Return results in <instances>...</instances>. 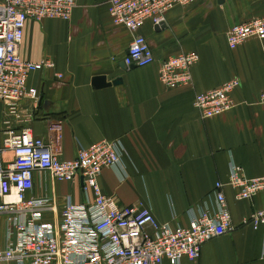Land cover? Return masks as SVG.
<instances>
[{"label": "crops", "instance_id": "0c3cea01", "mask_svg": "<svg viewBox=\"0 0 264 264\" xmlns=\"http://www.w3.org/2000/svg\"><path fill=\"white\" fill-rule=\"evenodd\" d=\"M107 2L75 0L68 21L25 22L19 57L30 63L49 60L53 67L28 74L26 86L38 92V107L26 120L30 109L21 103V121L10 129L26 125L45 139L46 126L62 120V159L97 141L118 140L120 161L100 171L99 190L119 207L146 205L158 223L186 226L187 210L221 183L231 230L203 243L196 260L182 258L177 264H264V227L253 229L246 222L253 210L264 208V196L238 201L226 185L230 163L246 179L264 178V107L257 102L264 90V40L247 39L232 50L225 41L229 27L264 14V0H195L168 10L161 27L144 24L136 33L111 24ZM134 34L146 40L153 62L127 69L122 58ZM179 53L197 56L190 84L167 89L157 68ZM94 77L105 82L118 77L120 83L94 88ZM231 79L239 81L231 92L233 107L202 119L193 108L194 96ZM3 110L0 104V149ZM3 155L9 159V153ZM26 196L50 199L42 218L53 224L66 197L73 204L84 201L79 181L55 182L38 172Z\"/></svg>", "mask_w": 264, "mask_h": 264}, {"label": "built area", "instance_id": "2783aa9c", "mask_svg": "<svg viewBox=\"0 0 264 264\" xmlns=\"http://www.w3.org/2000/svg\"><path fill=\"white\" fill-rule=\"evenodd\" d=\"M195 0H108L106 11L114 26L131 33L144 24L162 25L164 15L174 6L187 7ZM75 0H0V104L4 107L0 149V264H177L182 258L194 261L200 246L231 230V220L222 193L215 182L210 193L187 210L186 226L155 221L141 203L119 207L112 196L101 194L96 177L104 168L118 165L122 147L118 140H100L78 148L71 159H62V120L46 126L45 139L34 136L26 125L12 130L21 121L20 104L30 114L38 107V92L26 86L30 72L51 69L49 60L23 61L18 55L26 21L43 19L68 21ZM264 40V14L234 24L225 41L232 50L247 39ZM197 61L193 53H179L160 61L157 79L167 89L190 84L189 70ZM153 62L146 40L134 34L122 58L125 68L144 67ZM57 78L60 75H55ZM239 86L231 79L198 93L192 105L202 119L219 116L233 107L231 92ZM264 107V90L257 95ZM9 153L7 160L3 153ZM46 174L55 182H78L84 201L73 204L68 197L55 224L43 220L50 199L26 196L32 188L33 173ZM226 185L238 201L264 196V178L246 179L241 169L230 163ZM90 193L91 196H88ZM246 222L264 227V208L253 210Z\"/></svg>", "mask_w": 264, "mask_h": 264}, {"label": "water", "instance_id": "95a60500", "mask_svg": "<svg viewBox=\"0 0 264 264\" xmlns=\"http://www.w3.org/2000/svg\"><path fill=\"white\" fill-rule=\"evenodd\" d=\"M159 27H161V25ZM159 27H157V28H159ZM132 68H134V67H129L127 69H132ZM119 83H120V79L118 77L114 78L110 82H105V78L104 77H94L92 79V87H94V88L108 87L110 85L114 86V85H117ZM79 184L81 186V180H79Z\"/></svg>", "mask_w": 264, "mask_h": 264}, {"label": "rangeland", "instance_id": "374dc122", "mask_svg": "<svg viewBox=\"0 0 264 264\" xmlns=\"http://www.w3.org/2000/svg\"><path fill=\"white\" fill-rule=\"evenodd\" d=\"M0 234H2V225L0 223Z\"/></svg>", "mask_w": 264, "mask_h": 264}, {"label": "bare ground", "instance_id": "6f19581e", "mask_svg": "<svg viewBox=\"0 0 264 264\" xmlns=\"http://www.w3.org/2000/svg\"><path fill=\"white\" fill-rule=\"evenodd\" d=\"M51 209V208H50Z\"/></svg>", "mask_w": 264, "mask_h": 264}]
</instances>
